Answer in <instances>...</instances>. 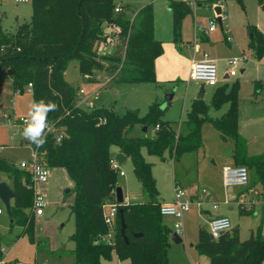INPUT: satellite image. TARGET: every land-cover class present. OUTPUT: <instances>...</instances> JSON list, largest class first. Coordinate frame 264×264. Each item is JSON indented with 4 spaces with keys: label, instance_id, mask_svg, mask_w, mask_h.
<instances>
[{
    "label": "trees",
    "instance_id": "obj_1",
    "mask_svg": "<svg viewBox=\"0 0 264 264\" xmlns=\"http://www.w3.org/2000/svg\"><path fill=\"white\" fill-rule=\"evenodd\" d=\"M30 3L29 21L20 22L8 31L0 26V82H9L14 91L32 82V103L43 100L57 106L47 114V121L58 125L63 132L62 139L57 143L53 136H46L47 142L39 152H44L42 159L49 168H64L75 184L73 202L69 205L74 217V230L69 238L74 243L71 254L75 264H102L113 255L127 264H169L171 230L159 213L160 198L151 172L152 164L144 159L142 149L164 160L166 154L176 157L180 151L198 148L205 121L223 138L232 141L237 165H244L249 171L254 168L264 198V152L248 157L246 142L238 132L237 80L229 88L226 84L215 87L211 105L219 108L228 102L226 112L219 117L207 115L208 106L203 98L193 101L184 120L186 132H176L169 122L160 119L164 112L161 102L152 101L144 116L139 114L138 108L118 114L112 106L85 110L75 103V87L64 77L72 59L77 60L79 70L87 76L94 69L106 66L113 69L110 80L113 77L132 83L156 80L154 60L162 52L163 44L153 35L151 3L143 6L133 20L114 12L113 0H30ZM168 8L176 35L182 16L191 12V8L175 0H169ZM104 22L116 26L118 34L124 37L121 53H99L98 46L105 37ZM251 35V45L260 51L264 47L263 33L253 26ZM138 124L146 125L147 130L151 125H159V128L153 137L131 134ZM112 146L129 158L133 174L148 195L145 202L118 204V209H122L124 235L119 213L112 234L104 221L103 204L116 201L118 186L116 171L110 163ZM1 181H7L15 192L8 214L11 229L22 228L18 235H27L39 250L42 245L34 234V191L30 174L0 158ZM240 212L246 213V210L240 208ZM197 248L208 258L209 264L264 262L261 226L256 233L251 230L249 237L243 240L237 226L213 240L207 230L200 227Z\"/></svg>",
    "mask_w": 264,
    "mask_h": 264
},
{
    "label": "rangeland",
    "instance_id": "obj_2",
    "mask_svg": "<svg viewBox=\"0 0 264 264\" xmlns=\"http://www.w3.org/2000/svg\"><path fill=\"white\" fill-rule=\"evenodd\" d=\"M213 1L216 2V0ZM218 1L221 2L227 12V17L222 21V26L231 28L235 41L229 44L225 40L223 30L218 23L209 40L201 37L197 41L200 44V49L196 50L191 12L182 16L178 32L174 35L172 12L167 4L169 0H113L114 3L122 6V11L119 14L132 20L143 6L148 3L152 4L155 37L159 38L163 44L162 52L154 60L156 80L138 84L117 81L115 80L116 77H113L108 82L103 83L105 76L113 74L112 68L108 69L104 66L101 69H94L92 74L86 78L79 71L76 59H72L68 63L65 78L75 87V90L79 87H84L86 90L98 87L99 96L94 101L95 107L112 106L118 114L125 113L129 108H138L140 115L144 116L150 102L159 100L162 103L165 94L174 90V96L170 100L169 106L165 107L160 119L169 122L176 132H186L184 126V120L187 116L186 108H189L193 103V97L195 94L197 95L202 84L198 80L190 79L191 58L193 56L200 58L204 51L209 56L213 54L216 58L220 79L226 60L244 52L247 55V58L241 63L244 69L240 70V64L237 75L229 76L226 79L227 82H231L238 78L241 83V89L238 90V108L242 117L250 125L249 129L254 131L263 129L264 123L261 127L255 128L253 122L255 118L264 117V47L257 51L256 47L251 45V30L253 26H256L264 35V0ZM29 3L30 1L23 4ZM20 6L22 5L13 0L6 3L7 15H12L13 10ZM31 14L32 12H28V17H31ZM123 38L122 35H116L114 31H110L102 41L104 45H107L104 47L105 53H121ZM210 41L212 42L211 46ZM254 80L258 81V93L256 90L255 94L251 96ZM203 85L205 89L203 99L207 102L214 86ZM229 85L231 84H228V87ZM257 94L259 98L255 97ZM31 105L32 92L26 90V86L22 90L13 92L5 83H0V108L9 107L11 113L9 119L0 116V158L13 163L15 166H18L21 160L29 158L31 150L24 148L25 146H19L18 140L21 137V130L18 126H13L12 121L13 118L18 119L19 117L29 119ZM81 108L91 109L85 105H81ZM214 110L219 112L220 108H211L210 114H213ZM141 127V124L135 125L130 133L137 136H154L156 129L153 125L149 126L146 133L141 132ZM14 131L19 133L14 136ZM214 131L211 123L205 121L201 127V145L195 149L180 151L176 157L166 154V159L162 160L142 149L144 159L152 164L151 172L157 190L165 200L172 197L175 185L186 188L189 193H198L199 200L202 202V209H210L213 213L220 212L223 215L224 212L229 211L227 217H229L232 225L239 227L241 240L249 237L250 230L256 233L260 226L261 237L264 239L262 229L264 208L261 207L264 198L261 194L257 174L254 168H251L249 182L246 186L225 188L221 181L223 164L221 155L225 152V144L214 141L212 138ZM110 155L111 159H114L113 149H111ZM61 170L57 169L54 172L57 174V178L51 181L49 192L44 191L43 184L36 186L37 191L45 194L47 201L43 208V215L35 217L34 234L42 245L39 250L27 235H18L22 228L14 226L11 229L8 213L0 202L2 209L0 215V247L3 248L5 254L8 253L7 261H16L19 264H74L71 256L74 243L69 238L74 230V217L69 209V204L73 200L75 184L67 173L61 172ZM119 170L124 171L125 174L120 175ZM115 171L117 184L122 188L123 195L127 196L128 201L140 203L148 200V195L142 190L139 181L132 172L130 160L123 162ZM2 178H4L3 175ZM66 189H69L68 193H64ZM202 189L207 190L208 194H203ZM241 193L245 194L244 198L239 197ZM227 194L231 197L228 204H224L223 201ZM250 201L256 203L254 210L251 209ZM214 204L218 206L214 208ZM240 204L246 213L240 212ZM255 211H258V214H255ZM164 222L170 228L172 235L174 219L167 218V220L164 219ZM182 222L181 242L175 243L170 239L167 251L169 264H209L208 258L201 254L197 248L199 226L205 227L204 218L200 217L198 220L196 215L190 212L184 215ZM102 264L120 263L117 257L112 256L110 260L102 261Z\"/></svg>",
    "mask_w": 264,
    "mask_h": 264
},
{
    "label": "built area",
    "instance_id": "obj_3",
    "mask_svg": "<svg viewBox=\"0 0 264 264\" xmlns=\"http://www.w3.org/2000/svg\"><path fill=\"white\" fill-rule=\"evenodd\" d=\"M17 3H26L30 0H14ZM174 1V0H173ZM182 1L186 3L191 8V13L193 15V28H194V38L197 42L201 37L208 35L210 32L215 30L218 26V16H220L221 21L225 20L227 17V12L220 1L216 0H175ZM220 6V12H216L215 7ZM122 11V6L119 4L114 5V12ZM133 17V15H132ZM115 28V30H114ZM224 31V37L228 42H234L235 38L232 34L231 28L229 26H222ZM116 26L110 23H103V35L107 36L110 31H114L116 35L118 34ZM104 43H100L98 46L99 53H105ZM19 48V47H17ZM247 58V55L242 52L241 55H234L227 59V65L225 73L227 76H234L238 73V67L240 63ZM112 75H107L103 79V83L110 80ZM190 79L198 80L202 84H208L216 86L218 84V69L216 61L208 56L206 51L203 52L201 58L193 57L190 63ZM26 89L28 91L32 90V82L26 84ZM99 96V88L95 87L90 90H86L84 87H79L75 93V103L78 106L85 105L87 108L95 107V99ZM28 120L26 117H19L18 119L13 118V125L24 129L25 121ZM48 128L46 129L45 136L51 135L55 139V142L59 143L62 139L63 132L58 127L55 122L47 121ZM159 125L155 126L158 129ZM31 150V155L27 159H23L18 163V167L22 170L27 171L31 176L32 188L34 191L33 201H32V212L35 217L43 214V208L46 205V198L40 192L36 190V186L44 184L47 182L50 174V168L42 159L44 152H39V149L35 146L25 143ZM35 150V151H34ZM111 167L113 169H119V164L112 159L110 161ZM222 171V183L225 188L235 187V186H246L249 182V171L244 165H223ZM120 175H124V171L119 170ZM203 194L207 195L208 191L202 189ZM118 204L116 201L110 202L106 201L103 204L104 221L109 228L110 233L113 232L116 226V218L118 214ZM192 205L197 207L201 206V202L194 201L191 199L188 191L179 185L173 187V195L170 201H165L159 205V213L161 216L171 217L174 219V232L178 235L183 233L182 220L186 212H188ZM214 208L217 204L213 205ZM1 212V209H0ZM233 225L227 216L216 215L211 217L207 221L208 233L217 239L221 234L228 232L232 229ZM112 234V233H111ZM3 252V249H1ZM0 264H12L0 258ZM19 264V263H13ZM35 264H46V263H35Z\"/></svg>",
    "mask_w": 264,
    "mask_h": 264
},
{
    "label": "crops",
    "instance_id": "obj_4",
    "mask_svg": "<svg viewBox=\"0 0 264 264\" xmlns=\"http://www.w3.org/2000/svg\"><path fill=\"white\" fill-rule=\"evenodd\" d=\"M9 1H11V0H0V26H1V28L2 29H4L5 31H8V30H11V29H13L15 26H16V24H18V23H20V22H27V21H29L30 20V18L31 17H28V12L30 13V12H32V7H31V4L29 3V4H23V3H17V2H15L14 0V2L15 3H17V4H21L22 6H20V7H16L14 10H13V14L12 15H7V11H6V3H8ZM27 3V2H26ZM116 4V3H115ZM168 4V3H167ZM173 23V22H172ZM173 27V26H172ZM221 29L223 30V28H222V26H221ZM214 31L215 30H213L212 32H210L208 35H206V36H203L202 37V39H207V40H209V38H210V35H212L213 33H214ZM174 33V32H173ZM223 33H224V31H223ZM153 35H154V37H155V25L153 24ZM157 38V37H156ZM225 38V37H224ZM157 39H159V38H157ZM226 40V39H225ZM228 42V41H227ZM210 43V46L212 45V42L210 41L209 42ZM229 44H231V43H233V42H228ZM195 47H196V50H199L200 49V44L199 43H195ZM242 52V51H241ZM208 56H209V54H208ZM193 57H195V56H193ZM192 57V58H193ZM202 57V56H201ZM200 57V58H201ZM210 58H213L215 61H216V58H215V56L212 54L211 56H209ZM191 58V59H192ZM196 58V57H195ZM197 59H198V57H197ZM244 61V60H243ZM242 61V62H243ZM241 62V63H242ZM190 63H191V61H190ZM240 63V64H241ZM226 65H227V60H226ZM226 65L224 66V68H223V75H222V78H220L219 80H218V84L217 85H222V84H226L227 85V88H229L228 87V84H231L233 81H235V80H237L239 83H240V81H239V79L237 78V79H235V80H232L231 82H227V77H229V76H227L226 75V73H225V69H226ZM241 69H244L243 68V66H242V64L240 65V70ZM66 70H67V68L65 69V71H64V77H65V72H66ZM80 71V70H79ZM82 73V72H81ZM83 74V73H82ZM237 75V74H236ZM83 76L84 77H86L87 78V75H85V74H83ZM235 76V75H234ZM66 79V78H65ZM67 80V79H66ZM68 81V80H67ZM255 81L256 80H254V84L252 85L253 86V90H252V92H251V96H253V94H255V91L257 90V93H258V89L255 87ZM69 82V81H68ZM0 83H5V85H7L8 87H10V89L12 90V87H11V85H10V83L9 82H0ZM139 84V83H138ZM216 85V86H217ZM26 86V85H25ZM216 86H214L213 87V89H211V92H210V94H209V101H205V103L207 104V106H208V108H207V115L209 116V117H211V118H216V117H219V116H221V115H223L225 112H226V110H227V107H228V102H224L219 108H220V110H219V112H217V110H214V113L213 114H210L211 112H210V109L211 108H214V109H219V108H215V107H213L212 105H211V98H212V95H213V92H214V90H215V87ZM230 86V85H229ZM257 87H258V81H257ZM241 89V83L239 84V90ZM27 90V89H26ZM13 92H15L14 90H12ZM238 95H239V93H238ZM174 96V95H173ZM197 96H198V93H197V95L195 94V96L193 97V101H194V99L195 98H197ZM203 96H205V89H204V91H203V94H202V98H203ZM255 97L257 98H259V96H258V94L257 95H255ZM173 98V97H172ZM154 101H157V102H160L159 100H154ZM192 101V102H193ZM151 103V102H150ZM149 103V104H150ZM170 104V103H169ZM169 106V105H168ZM192 107V103H191V105H190V107L189 108H186V113L188 112V110L190 109ZM139 110V109H138ZM139 114H140V112H139ZM219 115V116H218ZM0 116H2L3 118H6V119H9L10 118V116H11V113H10V108L9 107H5V108H0ZM254 125H255V128H259V127H261L262 126V124L264 123V117H259V118H255V120H254ZM12 125H13V123H12ZM212 125V124H211ZM13 126H15V125H13ZM213 126V125H212ZM17 127V126H16ZM21 131H20V133H21V137H20V139L18 140V144H19V146H21V147H24L25 146V142H24V140H23V136H22V132H23V129H21L20 127H18ZM250 128V125L248 124V122L242 117V115H241V112H240V109L238 108V132H239V135L242 137V138H244V140H245V142H246V153H247V156L248 157H251V156H257V155H260V154H262L263 152H264V128L263 129H261V130H253V129H249ZM215 129V128H214ZM215 133L212 135V138H214V141L216 142V143H224L225 144V152L221 155V159L223 160V164H222V166L223 165H235V164H237V162H236V159L234 158V156H233V143H232V141L230 140V139H228V138H223L221 135H220V133L215 129V131H214ZM19 132L18 131H14L13 132V135L14 136H16L17 134H18ZM24 148H28L27 146H25ZM29 149V148H28ZM111 149H113L114 150V155L118 152V149H117V147H115V146H112L111 147ZM111 149H110V152H111ZM113 155V156H114ZM110 159H111V157H110ZM112 160V159H111ZM129 160V158L128 157H126V160L124 161V162H126V161H128ZM18 167V166H17ZM57 169L58 170H61V172H66L65 170H64V168H62V167H53V168H50V174H49V178H48V180H47V182L46 183H44L43 184V187H44V191H47V192H49L50 191V184H51V181L53 180V179H56L57 178V174L56 173H54L55 171H57ZM250 172V171H249ZM67 173V172H66ZM125 174V173H124ZM68 175V174H67ZM5 178V177H4ZM221 181H222V176H221ZM5 182H7V181H5ZM8 183V182H7ZM9 184V183H8ZM10 185V184H9ZM186 189V188H185ZM187 190V189H186ZM188 191V190H187ZM123 192V191H122ZM44 196H45V194L43 193V192H41ZM189 193V192H188ZM189 195H190V197H191V199L192 200H194V201H199V202H201L200 200H199V196H198V193H194V192H190L189 193ZM123 197H124V203H132V202H130V201H128L127 200V196H124L123 195ZM230 195L229 194H227V195H225V199H224V201H223V203L224 204H228V202H229V199H230ZM239 197H241V198H244L245 197V194H243V193H241L240 195H239ZM159 198H160V203H162V202H165V201H170L171 199H172V197H170L168 200H165V198H163L160 194H159ZM233 198V197H232ZM12 201V200H11ZM1 202V201H0ZM47 202V201H46ZM73 202V200L71 201V203ZM245 202V201H244ZM2 203V202H1ZM0 203V204H1ZM70 203V204H71ZM3 204V203H2ZM47 204V203H46ZM69 204V205H70ZM256 203L255 202H253V201H250V205H251V209H253L254 210V208H256L254 205H255ZM201 205H202V202H201ZM243 205V204H242ZM218 206V205H217ZM247 206V205H246ZM245 206V207H246ZM261 207L262 208H264V202H263V204L261 205ZM240 208H243L242 206H241V204H240ZM239 208V209H240ZM261 208V209H262ZM0 209H1V207H0ZM245 210V209H244ZM192 213L193 215H196V217L198 218V220L200 219V217H203L204 218V223H205V230H207V232H208V229H207V221L211 218V217H213V216H216V215H223V214H221L220 212H215V213H213L210 209H202L201 208V206L200 207H197L196 205H192V207H191V209L188 211V212H186L185 214H187V213ZM229 212V211H228ZM228 212L227 213H225L224 212V215L223 216H227L228 215ZM231 212V211H230ZM2 214V209H1V212H0V215ZM255 214H258V211H255ZM263 214H264V212H263ZM43 215V214H42ZM42 215H40V216H42ZM39 217V216H38ZM264 217V216H263ZM167 218H170V219H172L173 220V218H171V217H166V216H164V219H166L167 220ZM202 219V218H201ZM183 221V220H182ZM182 224H183V222H182ZM202 225H200L199 227H201ZM233 227H235L234 225H233ZM232 227V228H233ZM239 228V227H238ZM262 229H263V231H264V218H263V220H262ZM240 230V229H239ZM251 231V230H250ZM183 234V233H182ZM250 234V233H249ZM180 236V235H179ZM239 237H240V234H239ZM240 239H241V237H240ZM50 248V247H49ZM3 249V248H2ZM54 249V248H53ZM51 251H53V250H51ZM64 253V252H63ZM71 256H72V254H71ZM113 256H115V257H117L116 255H113ZM7 257H8V253H4V251H3V256H2V258L5 260V261H7ZM72 258H73V256H72ZM118 259V258H117ZM119 260V259H118ZM73 261H74V258H73ZM104 261V260H103ZM7 262H9V263H17L16 261H7ZM119 263L120 264H127V261H124V262H121L120 260H119ZM75 264V263H74ZM263 264H264V262H263Z\"/></svg>",
    "mask_w": 264,
    "mask_h": 264
},
{
    "label": "water",
    "instance_id": "obj_5",
    "mask_svg": "<svg viewBox=\"0 0 264 264\" xmlns=\"http://www.w3.org/2000/svg\"><path fill=\"white\" fill-rule=\"evenodd\" d=\"M216 12H220V6H216L215 7ZM218 23L220 25V27L222 26V21L220 16H218ZM204 91V85L201 84L199 89H198V96L197 98H202V94ZM174 94V90H172L171 92L165 94V98L164 101L162 103H160V107L161 109H165V107L168 105V100H171ZM141 132L146 133L147 132V126L144 125L140 128ZM114 160L121 165L125 160H126V156L122 153V152H117L114 155ZM69 189H66L64 191V193H68ZM15 192L13 190V188L5 181H1L0 182V201L3 203L6 212L9 214L10 213V208H11V200L14 197ZM115 199L116 202L119 204H123L124 203V197H123V192H122V188L120 186H117L115 188ZM118 213L120 215V219H121V234L124 235V223H123V219L121 216L122 213V209H118ZM209 238L211 240H213V237L209 234ZM124 239L127 241L126 237H124ZM170 239L175 242V243H179L181 242V238L180 236L176 233L173 232Z\"/></svg>",
    "mask_w": 264,
    "mask_h": 264
},
{
    "label": "clouds",
    "instance_id": "obj_6",
    "mask_svg": "<svg viewBox=\"0 0 264 264\" xmlns=\"http://www.w3.org/2000/svg\"><path fill=\"white\" fill-rule=\"evenodd\" d=\"M54 103H45L43 100L33 102L29 112V119L25 121V127L22 132L24 139L30 144L35 145V148H42L47 140L45 136L48 128L47 114L56 109ZM35 151V150H34Z\"/></svg>",
    "mask_w": 264,
    "mask_h": 264
}]
</instances>
